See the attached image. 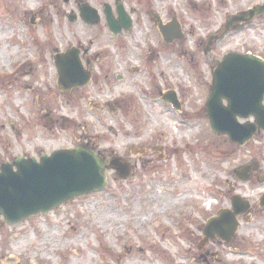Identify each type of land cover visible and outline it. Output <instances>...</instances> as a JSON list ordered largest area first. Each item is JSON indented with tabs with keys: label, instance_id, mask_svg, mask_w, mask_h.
<instances>
[{
	"label": "rangeland",
	"instance_id": "rangeland-1",
	"mask_svg": "<svg viewBox=\"0 0 264 264\" xmlns=\"http://www.w3.org/2000/svg\"><path fill=\"white\" fill-rule=\"evenodd\" d=\"M117 1L0 0V165L87 140L130 167L126 179L108 167L105 190L52 212L13 225L0 219V264H264V180L241 183L233 174L256 163L264 175V132L237 147L212 131L205 114L212 72L226 54L264 59V19L211 46L210 38L264 0H121L134 27L118 36L104 19L69 20L83 3L102 13ZM157 12L166 22L177 17L186 37L166 44ZM73 46L96 56L94 78L66 94L54 56ZM172 90L180 110L159 97ZM157 145L170 150L168 159L152 152ZM233 195L250 204L236 237L205 244L207 221L232 209Z\"/></svg>",
	"mask_w": 264,
	"mask_h": 264
},
{
	"label": "water",
	"instance_id": "water-1",
	"mask_svg": "<svg viewBox=\"0 0 264 264\" xmlns=\"http://www.w3.org/2000/svg\"><path fill=\"white\" fill-rule=\"evenodd\" d=\"M117 11L119 20L114 18L110 6L106 5L104 11L109 27L115 34L132 26L123 3L117 4ZM81 13L90 24L100 21L98 12L86 4L81 6ZM263 15L264 4L231 17L227 27L238 21L250 22ZM70 18L76 20L75 15ZM159 28L168 44L184 37L176 19L166 26L160 23ZM79 52L72 48L56 57L59 85L64 91L89 83L90 73L84 72ZM165 99L179 107L174 93L167 94ZM224 100L228 102L227 106L223 104ZM206 106L213 131L229 136L231 142L239 146H244L264 131V60L251 54L226 55L213 73V85ZM251 116L255 117V122L242 124L238 120ZM13 165L4 164L0 171V217L3 216L8 224L48 213L75 197L104 190L108 182L105 175L108 165L118 170L120 178L130 175L128 162L121 159L105 162L85 146L75 151L44 155L40 162L34 158H18ZM257 168V164L242 166L234 171V175L240 181L247 182ZM261 206L264 208V197ZM232 207L233 211L223 210L218 217L209 220L204 229L206 242L219 236L229 243L236 236L239 226L237 216L247 213L250 204L236 195L232 198Z\"/></svg>",
	"mask_w": 264,
	"mask_h": 264
},
{
	"label": "flooded vegetation",
	"instance_id": "flooded-vegetation-1",
	"mask_svg": "<svg viewBox=\"0 0 264 264\" xmlns=\"http://www.w3.org/2000/svg\"><path fill=\"white\" fill-rule=\"evenodd\" d=\"M90 51L88 50V51H84L83 52V61H84V63L90 68V66L92 65V62H94V60H95V58H96V56H94V60H89L88 59V57L90 56ZM92 73H93V78H94V72L92 71ZM78 90H80V89H74L73 90V92H77ZM73 95V94H72ZM181 102V101H180ZM181 105H182V107H183V104H182V102L180 103ZM88 141L86 140V143H84V145H87V147L88 148H90L92 151H94V153L95 154H97V155H100L101 157H102V159L104 160V161H109L106 157H105V155L103 154V152H101V151H99V149H97L95 146H92V144L91 143H87ZM151 149H153V151L152 152H155V151H160V153H158L157 155H156V157H158V158H160V161H162V160H166V159H168L170 156H167L168 154H169V152H170V150H167L166 151V149H164V148H162V146H155V147H153V148H151ZM151 149H149V150H151ZM190 151H191V153L193 154L194 152H195V150H193V149H190ZM190 151H184V153L185 154H188V153H190ZM151 152V153H152ZM167 156V157H166ZM7 162V161H6ZM10 163L12 162V160L11 161H9ZM144 164V163H143ZM259 171V170H258ZM257 175V176H256ZM255 175V177H256V179L258 180V181H262V180H264V175L263 176H261V174H256Z\"/></svg>",
	"mask_w": 264,
	"mask_h": 264
},
{
	"label": "bare ground",
	"instance_id": "bare-ground-1",
	"mask_svg": "<svg viewBox=\"0 0 264 264\" xmlns=\"http://www.w3.org/2000/svg\"><path fill=\"white\" fill-rule=\"evenodd\" d=\"M27 62H30V60H27V61L25 62V64H27ZM28 74L31 75V73H28ZM196 185H197L196 180H193V181H192V184H191L188 188L190 189V191L194 192L195 189L197 188ZM188 197H189L188 194H187V195H183V196H181L180 198L176 199L175 204H177L180 200H185V199H187ZM189 199H191V201H193V200H194V197H191V198H189ZM166 203L169 204V207L172 206L170 202L166 201ZM106 215H109V214H106ZM109 216H110V215H109ZM105 217H107V216H105ZM102 219H103V218L101 217L100 220H102ZM115 219L118 220V218H115ZM119 221H120V220H119ZM51 240L53 241V238H50V242H51ZM14 263H15V262H14Z\"/></svg>",
	"mask_w": 264,
	"mask_h": 264
}]
</instances>
